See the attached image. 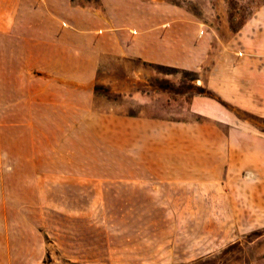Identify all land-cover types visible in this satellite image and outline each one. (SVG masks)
Returning <instances> with one entry per match:
<instances>
[{
  "label": "crops",
  "instance_id": "obj_1",
  "mask_svg": "<svg viewBox=\"0 0 264 264\" xmlns=\"http://www.w3.org/2000/svg\"><path fill=\"white\" fill-rule=\"evenodd\" d=\"M0 16V110L3 126L19 129V143L26 144L19 169L75 171L79 177L74 181L81 192L67 207L81 211L48 219L57 224L50 245L68 261L179 263L170 260L178 244L169 225L187 216L172 214V208H186L187 193L203 191L204 185L218 190L228 171L264 176V153L252 161L255 153L236 151L233 134L213 124L232 120L216 99L179 95L191 112L212 120L208 125L151 112L155 97L139 104L136 116L95 110L106 58L202 67L212 35L201 28L197 38L198 28L182 7L169 0H0ZM248 72L247 78L258 79L257 95L245 96L248 87L242 85L231 90L229 74L218 64L206 88L243 110H262L264 63L258 75ZM257 160L258 173L252 168ZM258 186L264 190V183ZM249 198L244 194L242 211L229 218L264 223V205L259 215L251 213ZM88 207L99 214H86L82 209ZM108 207L114 208L110 215ZM124 209L131 211L124 215ZM11 235L0 231V264H44L48 246L42 236L33 254L25 233L13 234L15 247Z\"/></svg>",
  "mask_w": 264,
  "mask_h": 264
},
{
  "label": "rangeland",
  "instance_id": "obj_2",
  "mask_svg": "<svg viewBox=\"0 0 264 264\" xmlns=\"http://www.w3.org/2000/svg\"><path fill=\"white\" fill-rule=\"evenodd\" d=\"M169 2L182 7L189 14L191 23L198 28L195 34L197 38L200 37L201 28L212 35L208 56L202 67L191 70L134 59L106 58L98 77L100 93L96 100V111L136 116L141 112L139 104L155 97L151 112L171 118L184 115L180 117L211 124L212 120L190 111V103L182 99L183 95L179 98V95L160 91L156 83L168 81L179 86L182 81H187L189 85L206 88L210 72L217 64L229 74L231 90L240 91L244 89L242 85L248 87L245 96L258 94V79L246 76L248 69L258 75L259 66L264 63V0ZM2 20L0 16V25ZM261 25L263 28H260ZM171 96H175L176 100H171ZM225 103L228 108L222 104L220 106L231 115L232 120L224 118L225 123L213 124L224 135L233 134L236 151L245 148V151L255 153V156H251L252 161L253 157L258 159V152L264 153V107L250 112ZM3 113L0 110V231L12 233V247L18 243L13 234L25 233L28 249H32L33 254H38L37 243L42 236L48 246L44 264H79L68 261L50 245V234L57 224L48 220L53 216L78 214L81 211V208L67 207L81 192L74 181L79 177L73 175L75 171H27L25 168L20 171L18 159L25 157L26 144L19 143V129L3 126ZM252 163H255L252 166L256 170L254 172L258 173V160ZM252 172L228 171L220 178L218 190L215 186L204 185L203 191L187 193L186 208H172V214L186 215L187 218L169 225L172 242L178 244L177 248L173 247L170 260H178L176 264H189L207 258L212 260L207 264H264V223H237V219L233 222L229 218L233 211H242L244 194L250 196L251 213L259 215L260 205H264V187L263 191H259L258 185L264 183V176L255 177ZM235 203L240 206L235 207ZM82 210L89 215L99 214L94 207ZM126 210L130 209H124V215ZM107 211L106 214L110 215L114 208L108 207ZM210 217L218 219V223H211ZM46 219L48 222H45Z\"/></svg>",
  "mask_w": 264,
  "mask_h": 264
},
{
  "label": "trees",
  "instance_id": "obj_3",
  "mask_svg": "<svg viewBox=\"0 0 264 264\" xmlns=\"http://www.w3.org/2000/svg\"><path fill=\"white\" fill-rule=\"evenodd\" d=\"M194 74V73H192ZM196 79H193L192 81H194ZM157 86L158 89L160 91L163 92H168V93H172L175 95H183V96H195V95H199V96H204V97H208V98H213L216 99L217 102H219L220 104H222L223 106L227 107L225 102H223L220 98H218L212 91L206 89L205 87H201V86H192L189 85L187 83V81H182V83H180L179 86L170 83L168 81H157ZM212 260H210V258L207 259H200L197 260L195 262L189 263V264H207L210 263ZM188 264V263H187Z\"/></svg>",
  "mask_w": 264,
  "mask_h": 264
}]
</instances>
